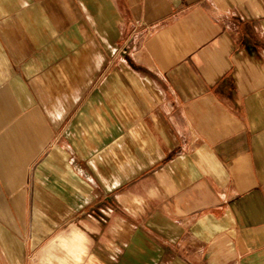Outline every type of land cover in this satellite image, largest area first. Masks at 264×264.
<instances>
[{"label": "crops", "instance_id": "obj_1", "mask_svg": "<svg viewBox=\"0 0 264 264\" xmlns=\"http://www.w3.org/2000/svg\"><path fill=\"white\" fill-rule=\"evenodd\" d=\"M264 264V0H0V264Z\"/></svg>", "mask_w": 264, "mask_h": 264}, {"label": "rangeland", "instance_id": "obj_2", "mask_svg": "<svg viewBox=\"0 0 264 264\" xmlns=\"http://www.w3.org/2000/svg\"><path fill=\"white\" fill-rule=\"evenodd\" d=\"M44 264V263H43Z\"/></svg>", "mask_w": 264, "mask_h": 264}]
</instances>
